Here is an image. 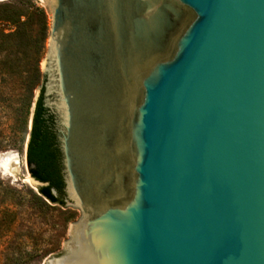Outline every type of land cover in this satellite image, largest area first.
<instances>
[{
    "label": "water",
    "instance_id": "water-1",
    "mask_svg": "<svg viewBox=\"0 0 264 264\" xmlns=\"http://www.w3.org/2000/svg\"><path fill=\"white\" fill-rule=\"evenodd\" d=\"M50 8L43 105L85 217L48 264L79 233L66 264H264V0Z\"/></svg>",
    "mask_w": 264,
    "mask_h": 264
},
{
    "label": "rangeland",
    "instance_id": "rangeland-1",
    "mask_svg": "<svg viewBox=\"0 0 264 264\" xmlns=\"http://www.w3.org/2000/svg\"><path fill=\"white\" fill-rule=\"evenodd\" d=\"M51 22L50 0L0 1V162L16 156L19 165L8 173L0 164V264H48L65 255L85 217L73 205L42 200L25 181L33 108L47 82Z\"/></svg>",
    "mask_w": 264,
    "mask_h": 264
},
{
    "label": "trees",
    "instance_id": "trees-1",
    "mask_svg": "<svg viewBox=\"0 0 264 264\" xmlns=\"http://www.w3.org/2000/svg\"><path fill=\"white\" fill-rule=\"evenodd\" d=\"M44 86L35 101L25 160L30 176L47 183L38 193L42 200L60 207L64 206V182L62 178L61 152L53 129V117L43 105ZM52 189L57 193L52 194Z\"/></svg>",
    "mask_w": 264,
    "mask_h": 264
},
{
    "label": "bare ground",
    "instance_id": "bare-ground-1",
    "mask_svg": "<svg viewBox=\"0 0 264 264\" xmlns=\"http://www.w3.org/2000/svg\"><path fill=\"white\" fill-rule=\"evenodd\" d=\"M1 1V0H0ZM3 170L5 172H8V173H13L15 170H18V158L16 156H6V158L4 157L3 160L0 162ZM4 174V173H3ZM25 181L26 182H30L32 184V181H31V178L29 176H25ZM83 234L79 233L77 234V237H76V247L72 250V252L70 253V255L67 257L66 260H63L61 262H57L56 264H66V262L76 258V255L74 254L79 243H80V240L82 238Z\"/></svg>",
    "mask_w": 264,
    "mask_h": 264
}]
</instances>
